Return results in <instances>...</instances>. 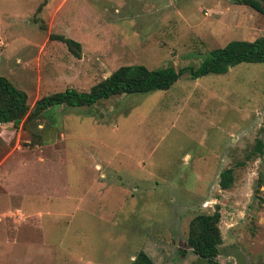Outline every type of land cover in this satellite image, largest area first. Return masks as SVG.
Listing matches in <instances>:
<instances>
[{
  "label": "rangeland",
  "instance_id": "1",
  "mask_svg": "<svg viewBox=\"0 0 264 264\" xmlns=\"http://www.w3.org/2000/svg\"><path fill=\"white\" fill-rule=\"evenodd\" d=\"M50 34L77 42L79 58ZM263 35L264 15L230 0H0V77L31 106L120 66L195 68ZM10 176L0 264H131L140 251L152 264H207L185 238L215 210L214 261L264 264V64L0 126V178Z\"/></svg>",
  "mask_w": 264,
  "mask_h": 264
},
{
  "label": "trees",
  "instance_id": "2",
  "mask_svg": "<svg viewBox=\"0 0 264 264\" xmlns=\"http://www.w3.org/2000/svg\"><path fill=\"white\" fill-rule=\"evenodd\" d=\"M234 4L246 6L264 15L261 2L264 0H231ZM40 10L38 7L37 12ZM49 40L62 43L67 51L79 58L80 45L62 35H48ZM264 64V35L252 41H230L221 48L212 50L195 67L174 70L165 67L149 70L141 65L120 66L106 78L95 83L88 91L79 92L66 88L41 96L31 106L23 91L13 86L6 78L0 77V126L10 125L16 128L23 123L37 118L51 107H90L97 101L122 94H145L153 91H164L173 85L182 74L196 79L207 74H223L228 68L237 64ZM232 182L231 169L219 174L218 187L228 189ZM219 213L195 215L188 223L185 244L191 253L207 264H218L214 259L220 244L218 229ZM131 264H152V261L142 251L138 252Z\"/></svg>",
  "mask_w": 264,
  "mask_h": 264
},
{
  "label": "crops",
  "instance_id": "3",
  "mask_svg": "<svg viewBox=\"0 0 264 264\" xmlns=\"http://www.w3.org/2000/svg\"><path fill=\"white\" fill-rule=\"evenodd\" d=\"M15 181L17 180L12 178L11 176L7 178H0V187L2 189V193H0V197H9L11 199L13 196H15V192L13 193L10 188V186L15 185ZM22 193H24V191Z\"/></svg>",
  "mask_w": 264,
  "mask_h": 264
}]
</instances>
